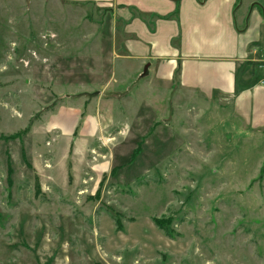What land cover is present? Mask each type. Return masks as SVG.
Instances as JSON below:
<instances>
[{
    "label": "rangeland",
    "instance_id": "1",
    "mask_svg": "<svg viewBox=\"0 0 264 264\" xmlns=\"http://www.w3.org/2000/svg\"><path fill=\"white\" fill-rule=\"evenodd\" d=\"M89 9L0 0V264H264V133L177 85L77 87L110 49Z\"/></svg>",
    "mask_w": 264,
    "mask_h": 264
},
{
    "label": "crops",
    "instance_id": "2",
    "mask_svg": "<svg viewBox=\"0 0 264 264\" xmlns=\"http://www.w3.org/2000/svg\"><path fill=\"white\" fill-rule=\"evenodd\" d=\"M64 1L105 13L111 21V32L99 38L110 40V49L105 60L96 57L104 62V80L97 83L101 74L83 72L77 87L97 84L102 93L114 92L141 81L154 94L168 95L177 85L224 108L244 130L264 133L262 5L239 0ZM99 36L92 33L86 40L94 43ZM84 125L86 133L93 129Z\"/></svg>",
    "mask_w": 264,
    "mask_h": 264
},
{
    "label": "trees",
    "instance_id": "3",
    "mask_svg": "<svg viewBox=\"0 0 264 264\" xmlns=\"http://www.w3.org/2000/svg\"><path fill=\"white\" fill-rule=\"evenodd\" d=\"M179 2V1H178ZM263 9V8H262ZM177 80V79H176ZM26 130H23L22 132H20V133H16V134H13V135H10V136H8V137H2V138H4V140H16V139H19L23 134H26ZM141 146H142V143H140L139 145H138V147L133 151V153H132V156H131V160L132 161H134L136 158H137V156L141 153V151H142V148H141ZM13 171H12V169L10 168V173H12ZM112 172H113V170H112ZM107 175H105V177H106ZM11 184V183H10ZM12 185V184H11ZM37 189H38V192H40V184L38 183L37 184ZM154 222H155V224L157 225V227H159L161 230H164L166 233H167V235L168 236H171V234L166 230V227L164 226V220H162V219H158V218H156V219H154ZM116 223H117V228L119 229V230H122V229H120V228H122V226L120 227V223H119V221L116 219Z\"/></svg>",
    "mask_w": 264,
    "mask_h": 264
},
{
    "label": "built area",
    "instance_id": "4",
    "mask_svg": "<svg viewBox=\"0 0 264 264\" xmlns=\"http://www.w3.org/2000/svg\"><path fill=\"white\" fill-rule=\"evenodd\" d=\"M261 69V83L264 84V63L260 67Z\"/></svg>",
    "mask_w": 264,
    "mask_h": 264
}]
</instances>
